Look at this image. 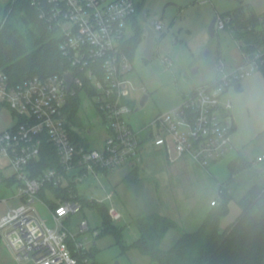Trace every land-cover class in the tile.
Wrapping results in <instances>:
<instances>
[{"label":"built area","instance_id":"built-area-1","mask_svg":"<svg viewBox=\"0 0 264 264\" xmlns=\"http://www.w3.org/2000/svg\"><path fill=\"white\" fill-rule=\"evenodd\" d=\"M30 1L45 22L60 33V51L69 68L17 83L0 70V119L5 112L10 116L0 127V158L6 160L18 186L15 197L21 199L0 218V235L20 264H79L74 253L88 245L65 224L71 214L83 208L77 199L79 183L126 163L137 164L147 147L162 149L171 161L187 156L204 167L234 148L227 123L232 106L227 92L242 78L257 71L264 74V12L217 16L215 31L231 33L241 61L226 70L220 58L216 79L184 93L180 105L135 128L127 120L135 109L129 103L131 82L127 73L133 67L126 52L127 40L133 34L135 0ZM149 24L155 31L163 28L161 20ZM163 62L171 65L172 60L165 56ZM66 72L73 76L69 89ZM82 88L95 97L108 129L98 147L73 135L68 103ZM45 142L53 147L55 161L52 149H43ZM172 149L176 159L170 156ZM42 158L52 164L42 167ZM263 160L264 156L257 157V161ZM54 189L61 192L57 194ZM223 189H218L211 206L219 204ZM42 190L53 206L39 195ZM113 198L114 192L108 191L96 199L110 202L108 214L118 222L122 213ZM37 202L51 213L54 226L43 218ZM90 230L87 219L79 223V234Z\"/></svg>","mask_w":264,"mask_h":264},{"label":"rangeland","instance_id":"rangeland-1","mask_svg":"<svg viewBox=\"0 0 264 264\" xmlns=\"http://www.w3.org/2000/svg\"><path fill=\"white\" fill-rule=\"evenodd\" d=\"M6 1L0 0V3L4 4ZM200 1L202 0H146L144 3V9H148V22L161 20L163 28L155 31L152 57L147 58L143 53V36L134 54L128 59L133 67L127 73L131 82L129 103L133 109L139 105L144 93L149 94L147 103L127 118L133 127L140 128L150 123L159 113L180 105L184 93L216 79L217 61L220 58L225 61L226 70L232 69L241 61L237 40L228 30L218 29L211 37L209 24L213 17L240 6H249L258 14L264 12V0ZM141 24L144 27L143 21ZM207 50L210 53L205 56ZM165 56L171 58V65L163 62ZM240 84L242 89L232 85L227 92V97L232 102L229 115L234 119L236 128L231 131L234 148L224 157L206 167L198 164L201 166L199 167L189 158L177 159L173 163L169 158L155 153L153 147H147L141 152L142 162L135 175L131 174L127 180L124 177L130 169V163L79 183V193L87 197L101 198L106 191L115 192L114 203L122 213V218L116 225L122 227L124 244H131L140 236L133 220L138 213L160 212L174 219L185 231L197 229L211 210L210 202L219 188L232 191L228 212L221 217V228H224L239 215L241 208L238 200L247 190L253 184H264V160L257 161L258 155L264 156V74L257 71L242 78ZM78 96L79 107L77 114L71 118V124L87 140L88 145L98 147L108 135L105 120L93 95L82 88ZM9 117L7 112L1 116L0 127ZM239 154L252 163L232 174L230 162ZM170 156L176 159L174 149ZM182 164L187 167L183 169ZM5 166L6 160L0 158V169L4 175H10L11 170ZM89 182L92 183L91 188L88 186ZM17 193L18 186L15 182L7 185L0 180V218L7 214L9 206L20 204L21 199L15 197ZM39 195L42 197V192ZM46 196L47 194L42 198L49 202ZM8 198L7 204L4 199ZM105 203L108 205L110 202ZM36 205L47 223L54 226L51 213L40 202ZM85 219L89 221L91 228L99 226L101 219L98 208L84 206L79 212L71 214L65 224L74 233H78V237L88 247L96 243L89 264H154L150 257L135 248L123 249L112 234L97 237L98 233L95 234L92 230L79 234V223ZM179 235L177 229H170L162 240L161 247L170 248ZM85 236L90 238L85 239ZM0 264H20L2 243Z\"/></svg>","mask_w":264,"mask_h":264},{"label":"trees","instance_id":"trees-1","mask_svg":"<svg viewBox=\"0 0 264 264\" xmlns=\"http://www.w3.org/2000/svg\"><path fill=\"white\" fill-rule=\"evenodd\" d=\"M145 0H135L136 12L132 18L133 34L126 44V52L131 57L143 39L142 11ZM249 6L236 7L222 14L240 12L245 15ZM39 9L30 0H7L0 3V70L5 71L12 83L20 82L28 77L38 75L45 77L50 74L63 73L69 64L60 51L61 36L57 29L50 27L40 16ZM240 89V85L237 84ZM79 107L78 93L69 99L70 118L77 114ZM234 129L232 125L231 131ZM80 142H84L80 133L73 131ZM43 149H52L48 142ZM261 156L262 155H258ZM257 156V157H258ZM55 161V153L52 156ZM243 155L239 154L230 162V168L235 171L251 165ZM42 167L52 162L42 158ZM138 166L134 167L125 177L135 175ZM0 180L11 185L15 180L0 176ZM60 193L61 190L54 189ZM45 196L42 190V197ZM232 191L223 189L220 204L212 206L199 227L193 231H185L169 216L160 212L138 213L133 220L140 236L131 244H124L122 227L111 220L108 205L99 202L94 197L78 194L77 199L82 207H97L100 215V225L91 228L98 230L97 237L112 234L123 249L135 248L141 254L147 255L154 264H264V184H253L238 200L241 211L235 221L221 228V217L228 212V201ZM50 205L54 202L46 196ZM171 228L180 233L175 243L168 249L161 247L167 231ZM1 242V235H0ZM94 242L84 251L75 252L79 264H89L94 255ZM91 264V263H90Z\"/></svg>","mask_w":264,"mask_h":264},{"label":"water","instance_id":"water-1","mask_svg":"<svg viewBox=\"0 0 264 264\" xmlns=\"http://www.w3.org/2000/svg\"><path fill=\"white\" fill-rule=\"evenodd\" d=\"M142 21L144 22V27H143V36H144V41H145V46H144V50L143 53L147 58L152 57L153 53H154V46H155V35L156 32L154 30V28L149 24L148 22V9H143L142 11ZM215 21H216V17H213V19L211 20L210 24H209V32L211 37H213L215 35ZM209 50H207L205 52V56L209 55ZM197 70V68L195 69V71ZM65 77L67 80V89L70 88L71 83H72V73L71 72H66L65 73ZM149 99V94L148 93H144L139 101V105L135 108V111L139 110V108L141 106H144L147 101ZM227 123L230 127H232L233 125V120L232 117H228L227 118ZM262 170V169H260Z\"/></svg>","mask_w":264,"mask_h":264},{"label":"crops","instance_id":"crops-1","mask_svg":"<svg viewBox=\"0 0 264 264\" xmlns=\"http://www.w3.org/2000/svg\"><path fill=\"white\" fill-rule=\"evenodd\" d=\"M145 2H146V0H145ZM205 3V2H204ZM229 11V10H228ZM226 12V11H225ZM240 85V88L242 89V86H241V84H239ZM237 88H239V87H237ZM232 120H233V126H234V129L236 128V124H235V121H234V119L232 118ZM233 129V130H234ZM153 150L155 151V153H157L158 155H160V156H164L165 158H167V156L164 154V152H163V150L162 149H160V148H155V147H153ZM189 157H187V156H184V157H181V158H179L177 161H179V160H185V159H188ZM189 159H191V158H189ZM192 160V159H191ZM177 161H174L173 163H176ZM140 162H142V158H141V160H140ZM140 162H138L137 164H135L134 166L133 165H130L129 167H130V169H128V172H127V174L134 168V167H136V166H138L139 165V163ZM195 164H196V162H194ZM198 165V164H197ZM125 165H123V166H120V167H118V168H121V167H124ZM199 166V165H198ZM5 167H7V166H5ZM139 167V166H138ZM137 167V168H138ZM187 166H186V164H182V168L183 169H185ZM199 167H201V166H199ZM8 168V167H7ZM116 169V168H115ZM114 170V169H113ZM113 170H109V173H110V171H113ZM106 172H108V171H106ZM105 172V173H106ZM126 174V175H127ZM4 176V177H11L12 178V176H11V173H10V175H4L3 174V172H2V170L0 169V176ZM125 175V176H126ZM88 186H89V188H91L92 187V183H88ZM106 192H108V191H106ZM115 193V192H114ZM115 195V194H114ZM14 197V196H13ZM95 198V197H94ZM4 202L5 203H9V198L8 199H4ZM210 206H211V204H210ZM212 207V206H211ZM172 229V228H171ZM170 230V229H169ZM168 230V231H169ZM168 231H167V233H168ZM166 233V234H167ZM0 243H2L4 246H5V248L7 249V251L9 252V254L14 258V255H13V253H12V251L8 248V246L5 244V242L3 241V239H2V237H1V242ZM15 259V258H14ZM16 261V260H15Z\"/></svg>","mask_w":264,"mask_h":264}]
</instances>
